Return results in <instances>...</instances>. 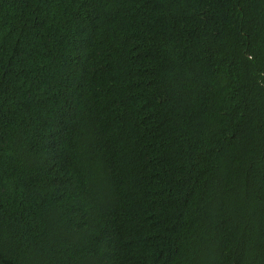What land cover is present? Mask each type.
Wrapping results in <instances>:
<instances>
[{"label": "trees", "instance_id": "16d2710c", "mask_svg": "<svg viewBox=\"0 0 264 264\" xmlns=\"http://www.w3.org/2000/svg\"><path fill=\"white\" fill-rule=\"evenodd\" d=\"M0 264H264V0H0Z\"/></svg>", "mask_w": 264, "mask_h": 264}]
</instances>
